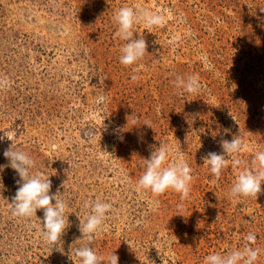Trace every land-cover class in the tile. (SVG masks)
<instances>
[{"label":"rangeland","instance_id":"1","mask_svg":"<svg viewBox=\"0 0 264 264\" xmlns=\"http://www.w3.org/2000/svg\"><path fill=\"white\" fill-rule=\"evenodd\" d=\"M124 6L165 17L160 27H134L148 55L131 67L119 63L126 42L113 22ZM261 10L264 0H0V165L11 144L30 155L69 222L53 247L42 239L43 210L14 217L19 176L5 168L0 264H79L84 204L96 200L112 205L92 244L102 264L112 253L118 264H204L241 249L250 232L264 264V184L257 198L229 195L238 171L264 151ZM192 75L198 93L175 87ZM236 136L244 147L217 181L202 157L223 154L221 141ZM161 143L166 163L182 158L192 169L183 201L170 189L154 197L137 188L143 160Z\"/></svg>","mask_w":264,"mask_h":264},{"label":"clouds","instance_id":"2","mask_svg":"<svg viewBox=\"0 0 264 264\" xmlns=\"http://www.w3.org/2000/svg\"><path fill=\"white\" fill-rule=\"evenodd\" d=\"M113 22L117 25L115 35L126 42L119 49L121 53L119 63L131 67L148 55L146 40L133 38L134 27L140 23H143L146 28L160 27L165 23V17L147 9L124 6L114 14ZM132 79L135 80L137 77L134 75ZM174 84L176 88L188 94H196L201 88L199 78L195 75L188 76L186 79L178 76ZM105 100V95H98L95 98L96 105L102 107ZM3 139L4 137H0V141ZM221 147L223 154L209 152L202 157L204 166L209 168L217 181L220 179L222 170L228 166L229 157H237L244 145L241 137L236 136L231 141L222 140ZM3 155L9 163L0 165V172L10 167L19 176L16 181L17 191L10 204L12 215L25 219L36 216L37 210H43L42 239L54 247L59 243L69 225L68 216H65L66 203L61 199L59 192L50 195L52 183L49 177H45L40 172H32L35 161L30 155L22 150H13V144L4 151ZM169 155L170 150L162 143L151 151L150 157L143 160L146 168L137 182V188L150 192L154 197H159L170 189L180 194V199L183 201L189 198L193 180L192 169L182 158L176 162L166 163ZM241 164L242 161L239 158L231 160V166L234 169L239 168ZM262 184H264V151H257L251 160L250 167L238 171L229 195L233 199L257 198L262 191ZM52 201H55L54 205ZM84 207L90 211L84 220H80L79 231L83 239L87 240V244L77 247L75 256L79 264H102L105 258L95 253L92 244L95 237L102 231L112 205L96 200L91 203L85 202ZM244 239L246 243L241 249H235L226 254L219 252L209 254L205 257L204 264H256L261 252L259 247L253 246L257 238L250 232ZM118 260L119 257L112 253L107 258V264H118Z\"/></svg>","mask_w":264,"mask_h":264}]
</instances>
